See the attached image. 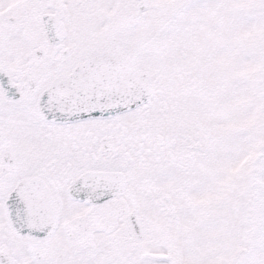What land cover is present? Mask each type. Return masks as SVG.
Listing matches in <instances>:
<instances>
[{
  "label": "snow or ice",
  "instance_id": "snow-or-ice-1",
  "mask_svg": "<svg viewBox=\"0 0 264 264\" xmlns=\"http://www.w3.org/2000/svg\"><path fill=\"white\" fill-rule=\"evenodd\" d=\"M0 264H264V0H0Z\"/></svg>",
  "mask_w": 264,
  "mask_h": 264
}]
</instances>
